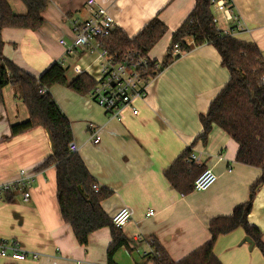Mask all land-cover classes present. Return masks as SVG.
Returning <instances> with one entry per match:
<instances>
[{
	"label": "crops",
	"instance_id": "0c3cea01",
	"mask_svg": "<svg viewBox=\"0 0 264 264\" xmlns=\"http://www.w3.org/2000/svg\"><path fill=\"white\" fill-rule=\"evenodd\" d=\"M87 1L49 0L44 23L37 30L5 27L4 56L36 77L60 63L69 81L82 72L98 80L103 61L100 51L69 50L75 38L73 22L89 18L96 9ZM9 2L15 13L27 12L21 0ZM97 4L107 8L130 37L158 16L168 31L148 56L162 66L170 53L172 34L193 10L195 0H97ZM231 4L245 26L234 38L256 44L264 57V0H231ZM212 9L222 29L235 25L223 12ZM173 56L150 80L145 98L136 102L137 115L126 110L117 118L90 94L61 84L50 89L71 122L78 154L95 183L111 191L102 202L104 211L111 219L123 208L131 212L122 227L130 249L121 247L115 264H157L145 255L155 250L154 241L174 261L183 259L211 239V219L231 215L249 199L250 187L262 173L236 160L239 144L218 125H213L206 144L198 140L193 145L203 128L200 114L207 112L230 79L217 49L204 43ZM4 96L0 104V185L17 179L22 169L31 179L25 186L30 192L28 201L21 190L0 192V236L17 241L39 257L16 260L0 255V264H109L111 230L103 227L89 236L87 245L79 244L61 215L55 166L37 170L52 153L48 132L36 127L11 136V126L25 121L29 113L11 85L4 88ZM96 132L101 138L94 143L90 138ZM189 147L200 157L199 165L212 169L217 180L208 190L183 194L164 171ZM149 210L154 215L147 216ZM248 219L264 239V184L254 197ZM246 237L243 227L218 237L214 252L222 264H264L263 253Z\"/></svg>",
	"mask_w": 264,
	"mask_h": 264
},
{
	"label": "trees",
	"instance_id": "16d2710c",
	"mask_svg": "<svg viewBox=\"0 0 264 264\" xmlns=\"http://www.w3.org/2000/svg\"><path fill=\"white\" fill-rule=\"evenodd\" d=\"M21 1L27 8L25 14L15 13L9 0H0V104L5 101L4 88L11 85L29 113L25 121L11 126V136L36 127L46 129L52 153L37 170L55 166L61 215L71 225L80 245H87L89 236L103 227L111 230L112 242L107 255L109 264H115L114 257L118 250L121 247L130 249V245L122 228L117 227L103 209L102 202L111 191L105 188L95 191L92 188L95 179L81 156L71 152L69 147L73 141L71 122L50 91L53 85L61 84L79 94L88 95L97 82L87 72L69 81L67 69L60 63L52 64L41 76L36 77L4 56L2 30L5 27L37 30L44 23L43 12L49 0ZM212 5L213 0H195L193 10L172 34L169 55L159 69L151 68L147 79L154 77L162 67L176 58L172 54L175 44H179L182 51L191 49L193 45L212 44L221 57L222 65L229 70L230 79L212 100L207 112L200 114L203 128L193 145L198 140L206 144L213 125H218L239 144L236 160L258 167L262 173L251 185L249 199L236 206L231 215L211 219V239L183 259L174 261L154 241V249L159 255L157 264H222L214 252L215 243L220 235L239 227L245 229L247 236L252 239V245L264 255L262 233L248 219L254 197L264 184V57L256 44L222 35L214 22ZM167 31V25L155 16L133 37L117 26L110 35L99 41L115 60H120L130 50L148 56ZM191 154V147L185 149L164 171L165 177L183 194L193 191L195 179L206 169L204 165L189 161Z\"/></svg>",
	"mask_w": 264,
	"mask_h": 264
},
{
	"label": "built area",
	"instance_id": "2783aa9c",
	"mask_svg": "<svg viewBox=\"0 0 264 264\" xmlns=\"http://www.w3.org/2000/svg\"><path fill=\"white\" fill-rule=\"evenodd\" d=\"M89 6H96L89 18L78 22H73V30L75 32L74 40L69 44V50H79L82 52L99 50L102 63L100 65L101 77L98 80L90 95L109 115L121 118L124 111L130 110L133 115L139 113L136 102L145 98L147 95V87L150 80L149 72L151 68L159 69L160 63L152 60L149 56H143L136 50L126 52L120 60H115L102 47L100 38L106 37L113 32L117 27V22L109 10L97 4V0H88ZM212 8L218 12H223L228 20L235 21L234 26L222 29L220 20L214 14V22L217 30L222 35L234 37L238 31H244L245 26L242 20L234 13L231 0H213ZM61 43H65L61 40ZM183 52L179 44H175L172 54L176 55ZM100 135L96 132L91 135V141L99 142ZM71 152L78 153L79 146L72 141L69 145ZM189 161L200 163V157L192 153ZM25 169L20 171V176L17 179L7 181L0 185V192L21 190L23 198L28 201L30 192L25 190V186L30 182L31 177H27ZM217 180L215 172L206 168L194 181L193 190L205 191L208 190ZM95 191H99L101 186L97 183L92 185ZM153 210L147 212V216L154 215ZM131 218V212L128 208H123L120 212L113 216V223L122 228ZM141 239V237H139ZM0 255L3 257H11L16 260H24L27 258L37 259V252H28L21 248L20 244L15 240L6 239L0 236ZM147 257L154 259L158 258L156 250H151L145 254Z\"/></svg>",
	"mask_w": 264,
	"mask_h": 264
},
{
	"label": "water",
	"instance_id": "95a60500",
	"mask_svg": "<svg viewBox=\"0 0 264 264\" xmlns=\"http://www.w3.org/2000/svg\"><path fill=\"white\" fill-rule=\"evenodd\" d=\"M245 240H246L247 242L253 244L252 239H251L249 236H247V237L245 238Z\"/></svg>",
	"mask_w": 264,
	"mask_h": 264
},
{
	"label": "rangeland",
	"instance_id": "374dc122",
	"mask_svg": "<svg viewBox=\"0 0 264 264\" xmlns=\"http://www.w3.org/2000/svg\"><path fill=\"white\" fill-rule=\"evenodd\" d=\"M99 71H100V67H99Z\"/></svg>",
	"mask_w": 264,
	"mask_h": 264
}]
</instances>
